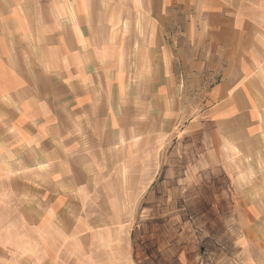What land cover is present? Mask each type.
<instances>
[{"label":"crops","instance_id":"crops-1","mask_svg":"<svg viewBox=\"0 0 264 264\" xmlns=\"http://www.w3.org/2000/svg\"><path fill=\"white\" fill-rule=\"evenodd\" d=\"M198 186L264 213V0H0V264Z\"/></svg>","mask_w":264,"mask_h":264},{"label":"rangeland","instance_id":"rangeland-1","mask_svg":"<svg viewBox=\"0 0 264 264\" xmlns=\"http://www.w3.org/2000/svg\"><path fill=\"white\" fill-rule=\"evenodd\" d=\"M193 188L182 191L184 201L168 192L165 206L137 207L131 233L66 264H264V213L234 206L232 188L228 199Z\"/></svg>","mask_w":264,"mask_h":264}]
</instances>
